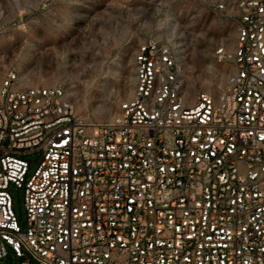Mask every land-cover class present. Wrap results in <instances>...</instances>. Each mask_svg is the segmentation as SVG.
<instances>
[{
  "label": "built area",
  "instance_id": "obj_1",
  "mask_svg": "<svg viewBox=\"0 0 264 264\" xmlns=\"http://www.w3.org/2000/svg\"><path fill=\"white\" fill-rule=\"evenodd\" d=\"M237 33L233 52L218 49L233 62L221 92L191 105L182 62L156 38L139 45L133 94L105 120L80 116L61 86L9 76L0 258L10 246L38 264H264V0L240 1Z\"/></svg>",
  "mask_w": 264,
  "mask_h": 264
},
{
  "label": "rangeland",
  "instance_id": "obj_2",
  "mask_svg": "<svg viewBox=\"0 0 264 264\" xmlns=\"http://www.w3.org/2000/svg\"><path fill=\"white\" fill-rule=\"evenodd\" d=\"M240 1L0 0V88L13 75L19 88L61 86L80 116L105 120L133 94L139 45L156 38L182 62L190 105L202 91L217 96L233 70L218 49L235 50ZM21 157L32 173L42 151ZM9 191L26 228L24 192L14 184ZM7 250L0 264H38Z\"/></svg>",
  "mask_w": 264,
  "mask_h": 264
},
{
  "label": "bare ground",
  "instance_id": "obj_3",
  "mask_svg": "<svg viewBox=\"0 0 264 264\" xmlns=\"http://www.w3.org/2000/svg\"><path fill=\"white\" fill-rule=\"evenodd\" d=\"M190 99H191V98H190ZM192 99H193V98H192ZM192 99H191L190 101H192V102H193L194 100H192Z\"/></svg>",
  "mask_w": 264,
  "mask_h": 264
}]
</instances>
